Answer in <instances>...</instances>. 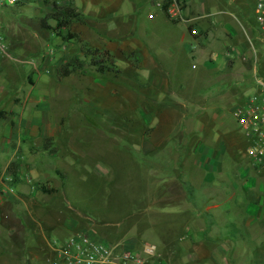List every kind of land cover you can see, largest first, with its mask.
Here are the masks:
<instances>
[{"label":"crops","instance_id":"1","mask_svg":"<svg viewBox=\"0 0 264 264\" xmlns=\"http://www.w3.org/2000/svg\"><path fill=\"white\" fill-rule=\"evenodd\" d=\"M177 1V18L168 16L171 0H32L31 4L15 9L23 13L27 6L51 2L60 9L73 10L76 18L71 19L65 29L72 34L71 40L51 38L54 32L51 35L38 32L17 45H9V50L14 49L18 60L25 61L28 55L37 56V59L32 60V65H28V69L11 63L14 61L12 59L0 58V73L3 70L6 72L0 79V130L8 131L7 139L2 138L0 142V264H47V260L54 257V249L61 244L58 240L67 231H71V234L83 231L82 222H76L71 217L65 218L61 211L52 214L54 220L45 226L40 220L39 210L35 209L37 199L52 196L51 191V195L46 194L38 184V181L44 180L42 177L48 175L46 168L50 169L45 164L48 162L45 154L40 152L47 150L48 154L50 148L45 149L36 142L60 137L57 131H61L65 122L67 127H75L79 123L77 116L84 115L74 111L73 123L69 120L71 116L61 114L62 119L58 125L50 122V116L61 113L59 105L62 100L67 105L71 99L69 95H74L79 103L83 97V104H97L99 99L91 95V87L95 84L93 75L91 79H82L89 76L86 73L89 69L83 68L85 75H80V71L72 70L69 66L72 59H78L84 64V54L88 51L110 56L122 71L125 67H135L147 75V79H143L145 82L163 88L173 96L172 91H167L169 87H181L182 84L176 82L185 81L183 76L179 79L176 74L181 71L180 60L203 56L207 57V70L215 73L230 72L235 68V62L229 56L245 50L244 38L241 41L239 38L243 33L244 37L252 41L255 38V22H252L253 34L252 29L249 31L245 26L249 19L247 2L252 4L256 20L254 0ZM0 22L4 23V20L0 18ZM19 28L26 29L22 26ZM20 29H15L18 34H21V31H17ZM15 30L10 33L5 29L6 39L13 37ZM221 40L226 42L223 47L221 44L218 46ZM56 42L62 46L56 48ZM46 46L50 47L47 49L49 56L47 53L46 56L44 53L40 55ZM209 49H219L221 57L212 60V56L207 55ZM243 62L247 69H252L248 60ZM56 67L63 70L57 80L52 77ZM191 68L195 69L194 65ZM78 73L80 76H77ZM27 74L28 78L25 77ZM19 78L28 81L29 90L20 89L22 81ZM96 86L106 89L109 97L114 95L113 89L110 88L111 92H108V84L103 82V85ZM40 87L43 92H35ZM86 87H89V91L85 90ZM83 88L86 95L79 93ZM56 101L57 109L54 110ZM156 103L161 105L162 110V116L155 117L157 126L166 132L170 131L172 125L179 128L178 122L174 123L179 119V101L174 102L177 106L170 107H165L167 104L163 100ZM215 118L216 115L212 116V123ZM163 119L166 122L163 123ZM190 132L195 134L194 131ZM225 133L218 138L214 134L208 140L201 138L194 147L191 145L193 158H187L185 164L191 163L194 168L197 167L201 172L200 177H195L193 172L187 181L169 178L162 188L156 187V190L163 193V189L170 185L171 192H164L165 196L162 195L159 201L171 199L166 205L176 202L180 206L176 214L181 217L175 224L164 222L159 218L160 211L151 209L147 212L151 217L144 219L145 228L152 233H155V229L158 231L161 245L165 253H168L171 242L165 230L161 231V224L170 229L174 225L180 226L178 229L182 230V234L179 242L183 252L171 251L173 264H264V249L259 251V248H264L260 246L264 243V180L253 173V167L248 162L242 173H237L241 171L239 163L244 159L247 141L241 136H236L235 140L230 131ZM28 137L32 143L25 142ZM148 146L144 147L146 151L161 147ZM228 151L233 153L234 159L230 166L223 159ZM28 176L29 181L26 180ZM199 189L203 193L197 195ZM4 216L8 218L4 219ZM97 227L95 221H92L91 232L94 231L112 244L119 238L127 249L137 251L144 241L151 243L143 236L147 231L145 229L137 234L135 230L131 232L124 228L120 237L119 224L110 227V232L106 233ZM111 233L119 235L114 238L110 236ZM260 252L262 259H253L252 255Z\"/></svg>","mask_w":264,"mask_h":264},{"label":"rangeland","instance_id":"2","mask_svg":"<svg viewBox=\"0 0 264 264\" xmlns=\"http://www.w3.org/2000/svg\"><path fill=\"white\" fill-rule=\"evenodd\" d=\"M31 3L0 8V18L4 20L1 25L4 30L8 29L11 33L16 27L18 29H20L19 26L26 28L25 30H17L21 31V34L15 30L13 37L6 39L7 47L10 44L17 45L26 37H31L38 32L46 35H51L54 32L51 38L55 39L58 37H62L61 40L72 39V34L66 32V27L59 30L54 29L56 22L53 15L60 8L53 6L51 2H41L40 6H27L23 13L15 10L17 7L23 8ZM247 5L249 19L245 26L249 31L252 29L253 34L252 22H255V16L252 11V4L247 2ZM233 6L235 7V4ZM51 25L52 27L55 26L52 28ZM253 37H255L253 41L258 49L257 54L253 52L249 39L244 37L243 33L239 40L244 38L245 50L243 53H232L229 56L235 62V68L230 72L215 73L212 70H207L205 67L207 57L203 56L197 55L194 59L189 57L180 60L179 68L181 71L176 74L179 79L183 76L185 81L176 82L179 85L182 84L181 87H169L167 91H172L173 96L167 94L165 89L145 82L143 79H147V75L136 70L135 67H125L122 71L110 56L97 54L96 51H88L84 54L86 57L84 69H89L86 72L89 76L79 78L91 79L90 76L93 75L92 79H95V84L91 87V95L99 97L98 103L83 104L81 102L83 97L79 103L74 95H69L72 104L69 105L70 102H68L66 105V102L62 100L61 104H58L61 113L50 116V122L58 125L62 119L61 114L64 116L67 114L71 116L69 120L74 123L75 116L72 114L75 115L74 111L77 110L78 113L82 112L84 115L83 117L77 116L78 125L67 127L65 122L61 131H57L60 137L56 136L36 142L38 145H43L45 149L50 148L48 154L47 150L40 152L45 154V158L48 160L45 164L50 169L46 168L45 172L49 176L42 177L44 180L38 181V184L46 194L49 195L50 191L52 194V196H41L39 200L37 199L38 204L35 209L39 210L41 222L45 226L50 224L54 220L52 214L61 211L65 218L71 217L76 222H82V230L100 240H104V238H100L94 231L91 232L92 221H95V224L98 225L97 228H102L104 233L110 232V227L113 228L119 224L120 237L124 233L122 232L124 228L131 232L135 230L134 233L137 234L141 231L144 232V229L147 230L144 219L151 217L150 214L147 215L151 209L160 211V220L175 224L181 217L176 214L180 206L176 202L166 205L171 199L159 201L164 192H171L170 185L163 189V193L156 190V187L157 189L158 186L162 188V185L169 178L187 181L191 175L193 176V172L195 177L201 176L197 167L194 168L191 163L185 164L187 158H193L191 145L194 147L197 140L201 138L208 140V137L213 134L218 138L221 134H226L225 131H230L235 140H237L236 136H241L247 141L244 133L237 126L232 112L243 103L246 96L254 89L255 58L258 60V71L262 72L264 46L258 45L255 33ZM225 43L224 40H221L218 46L221 44L223 47ZM59 46L62 45L56 42L55 47L60 48ZM33 47L34 45L31 44V48ZM49 48L48 46L44 47L40 55L44 53L46 56ZM220 50L212 51L209 49L207 55L210 54L214 61L218 60L221 57ZM9 52L12 57L15 56L11 63L21 68L27 67L28 69V65H32V60L37 59L36 55H28L25 57L27 58L25 61L23 59L18 61L19 58L14 54V49L9 50ZM245 59L250 62L252 69L246 68L243 62L246 61ZM192 65L195 69L191 68ZM99 68L104 71L103 74L97 72ZM62 71H60V67H56L52 71V77L56 80L59 79ZM5 73L4 70L0 73V79L6 75ZM80 75L85 74L80 72ZM80 75L77 74V76ZM94 75L98 77H94ZM28 76L27 74L25 77L28 78ZM19 80L22 81L21 90L30 89L27 80L20 78ZM103 82L108 84V92H111L110 88L113 89L114 95L112 97L107 95L106 89L96 86V84L103 85ZM152 82L154 83V81ZM42 90L43 88L40 87L35 89V92H43ZM85 90L89 91V87H86ZM63 91H66L65 87H63ZM79 93L83 94L84 88ZM89 95L88 92L87 96ZM162 100L167 104L165 107L176 105L177 103L174 102L179 101V119L174 121V123L178 122L179 128L172 125L169 128L170 131L166 132L157 126L158 121L155 120V117L162 116V110H160L161 105L156 102ZM171 102L174 104H170ZM91 106H93L92 110H90ZM56 109L57 101L54 104V110ZM214 115L217 118L212 123V116ZM164 122L166 121L163 119ZM190 131H194L195 134L193 135ZM212 131L214 132L212 133ZM187 132L190 134L187 135ZM7 133L8 131L0 130V142L2 138L7 139ZM25 142L32 143V139L28 137ZM145 145L153 147L161 145V147L146 151ZM223 159L227 165H232L234 162L233 153L226 152ZM239 165L241 171H238V174L242 173L243 167L248 165L247 160L243 159ZM82 168H87V170ZM252 169L254 174L261 176L260 178L264 180V166L258 167L259 171L255 168ZM261 173L263 174L261 175ZM26 180H30L29 176L26 177ZM42 181L45 182L41 183ZM196 192L197 195L203 193L200 189ZM161 225L163 226L161 231L165 230L166 236L171 242V246L167 249L168 253H165L164 247L161 245V237L156 229L154 230L155 233L147 230L143 236L146 241L157 246L162 261L173 264L171 261L173 257L171 259L170 256L171 251L173 253L181 251L180 254L183 252L181 242H179L182 230L178 229L180 226L176 225L171 229ZM70 234L71 231H67L63 238L58 240L59 243H63ZM118 235L111 233L110 236L117 238L115 236ZM184 235L186 234L184 233ZM118 239L114 244L119 242L118 244L123 246V240ZM143 243L139 246H143ZM260 246L264 247V243ZM263 249L259 248V251H263ZM261 255L262 252L254 253L252 256L258 261L262 259Z\"/></svg>","mask_w":264,"mask_h":264},{"label":"built area","instance_id":"3","mask_svg":"<svg viewBox=\"0 0 264 264\" xmlns=\"http://www.w3.org/2000/svg\"><path fill=\"white\" fill-rule=\"evenodd\" d=\"M32 0H0V8L16 7ZM172 6L167 13L170 18H177L179 5L171 0ZM255 2V32L260 47L264 46V0ZM251 48L257 54V48L249 39ZM264 57V54H263ZM0 58L13 59L6 44V33L0 22ZM19 61V60H18ZM31 64V63H29ZM255 58L254 89L246 96L242 104L232 112L237 126L247 139L244 159L258 170L264 166V58L262 72L258 71ZM259 171V170H258ZM7 219L8 216H4ZM47 264H167L162 261L158 248L153 243H144L139 250L124 248L121 244L108 243L92 237L84 231L72 233L63 243L54 249V257Z\"/></svg>","mask_w":264,"mask_h":264},{"label":"trees","instance_id":"4","mask_svg":"<svg viewBox=\"0 0 264 264\" xmlns=\"http://www.w3.org/2000/svg\"><path fill=\"white\" fill-rule=\"evenodd\" d=\"M164 10L166 11V6L164 7ZM73 18H76V15L74 13L73 10L71 9H59L57 11H55V14L53 15V19L56 22V28H54L55 30H59L63 27H67L69 24V21ZM69 66H71L72 70H79L80 72H84V64L82 61L78 60V59H72L69 62ZM97 72L99 74H103L104 71L102 69H98Z\"/></svg>","mask_w":264,"mask_h":264}]
</instances>
